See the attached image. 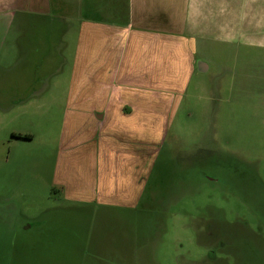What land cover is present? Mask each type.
Wrapping results in <instances>:
<instances>
[{"label": "rangeland", "instance_id": "1", "mask_svg": "<svg viewBox=\"0 0 264 264\" xmlns=\"http://www.w3.org/2000/svg\"><path fill=\"white\" fill-rule=\"evenodd\" d=\"M51 20L0 14V264H264V60H201L138 211L89 220L50 183L75 49Z\"/></svg>", "mask_w": 264, "mask_h": 264}, {"label": "crops", "instance_id": "2", "mask_svg": "<svg viewBox=\"0 0 264 264\" xmlns=\"http://www.w3.org/2000/svg\"><path fill=\"white\" fill-rule=\"evenodd\" d=\"M0 14L18 37L53 17L75 38L50 183L89 220L138 211L201 60L233 48L264 60V0H0Z\"/></svg>", "mask_w": 264, "mask_h": 264}, {"label": "water", "instance_id": "3", "mask_svg": "<svg viewBox=\"0 0 264 264\" xmlns=\"http://www.w3.org/2000/svg\"><path fill=\"white\" fill-rule=\"evenodd\" d=\"M198 65L200 66V63H198ZM199 70H200V71H203L200 67H199Z\"/></svg>", "mask_w": 264, "mask_h": 264}, {"label": "trees", "instance_id": "4", "mask_svg": "<svg viewBox=\"0 0 264 264\" xmlns=\"http://www.w3.org/2000/svg\"><path fill=\"white\" fill-rule=\"evenodd\" d=\"M25 137H28V136H25Z\"/></svg>", "mask_w": 264, "mask_h": 264}]
</instances>
